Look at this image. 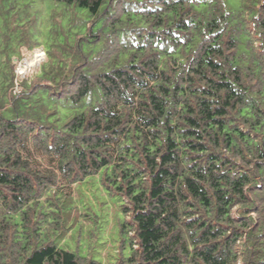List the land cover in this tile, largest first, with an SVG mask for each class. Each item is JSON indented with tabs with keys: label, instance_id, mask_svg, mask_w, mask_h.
<instances>
[{
	"label": "trees",
	"instance_id": "trees-1",
	"mask_svg": "<svg viewBox=\"0 0 264 264\" xmlns=\"http://www.w3.org/2000/svg\"><path fill=\"white\" fill-rule=\"evenodd\" d=\"M50 1L19 78L0 0V264H264V0ZM110 198L117 255L59 246Z\"/></svg>",
	"mask_w": 264,
	"mask_h": 264
},
{
	"label": "rangeland",
	"instance_id": "rangeland-1",
	"mask_svg": "<svg viewBox=\"0 0 264 264\" xmlns=\"http://www.w3.org/2000/svg\"><path fill=\"white\" fill-rule=\"evenodd\" d=\"M235 1L236 0L232 3L230 0H226L230 9L234 8ZM3 3L8 6V9H10V7L13 8L10 9L8 14L10 17L6 18L10 26L9 28L23 24L22 21H18L19 19L15 22V19H17L15 15L20 18L25 17L24 20L22 19L23 21L27 19L33 20L34 18L38 20L37 28L39 32H41V41L39 42L41 45L38 46V49L34 50L32 55L25 52L26 50L22 51L25 57L20 60L16 67L17 69H15L24 70V73L27 72L30 75L33 73L35 74L40 70V66L46 62L44 51L48 48V39L51 29L55 26L57 29L65 27L64 25L67 20L65 13L69 9H66L65 5L62 3L50 0H3ZM1 22L2 20L0 18V35L5 39L7 30L1 27ZM2 36L0 37L2 38ZM19 42L20 38L16 34H12L9 38L6 37L4 46L8 49H6L7 52L12 53L14 50L15 56L18 57L20 49ZM1 46L3 47V41H1ZM13 62H16V58L13 59ZM25 70L27 71L25 72ZM19 73L23 75V73ZM43 162L45 163L46 161ZM89 195L91 197L92 194L89 193ZM105 201V205L100 206L102 211L96 214L98 217L102 216L98 224L91 223V221L88 225H85L84 222H78L63 239L56 240L59 246L65 250L77 251L83 256L92 257L100 262H104V260H108L110 257L117 255L119 253L121 240L118 227L124 218L114 198L106 199ZM91 202L95 203V201ZM95 209L93 213L96 212ZM89 229H91V232H89ZM124 243H127V241H124ZM121 251L127 253L129 247L125 245L122 247Z\"/></svg>",
	"mask_w": 264,
	"mask_h": 264
},
{
	"label": "built area",
	"instance_id": "built-area-1",
	"mask_svg": "<svg viewBox=\"0 0 264 264\" xmlns=\"http://www.w3.org/2000/svg\"><path fill=\"white\" fill-rule=\"evenodd\" d=\"M17 69V68H16ZM24 69V68H23ZM27 70H25V72H26ZM15 72H16V74L19 76V78L21 77H24L26 74H27V72L26 73H24V70H15ZM19 72H21V73H23V75L22 74H20Z\"/></svg>",
	"mask_w": 264,
	"mask_h": 264
}]
</instances>
